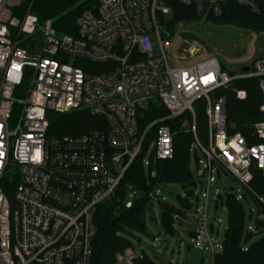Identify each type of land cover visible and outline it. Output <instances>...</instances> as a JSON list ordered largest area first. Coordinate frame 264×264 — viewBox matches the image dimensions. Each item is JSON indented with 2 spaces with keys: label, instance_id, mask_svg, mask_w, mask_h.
<instances>
[{
  "label": "built area",
  "instance_id": "obj_1",
  "mask_svg": "<svg viewBox=\"0 0 264 264\" xmlns=\"http://www.w3.org/2000/svg\"><path fill=\"white\" fill-rule=\"evenodd\" d=\"M226 1L96 0V9L77 19V36H70L52 21L40 25L32 14L16 16L23 0H0V264H90L98 212L131 209L144 194L123 186L129 169L141 155L145 169L151 159L172 160L179 132L193 138L190 153L206 177L205 186L199 183L205 206L223 175L250 190L252 170L264 173V121L251 127L258 143L229 133L225 93L234 81L257 80L264 96V56L237 75L225 73L215 58L174 68L172 36L160 21L170 19V2L193 7L205 19L220 17ZM232 1L258 14L253 2ZM257 38L264 51V36ZM201 52L194 43L187 60ZM92 65L106 70L94 73ZM235 95L248 97L245 90ZM153 107L167 115L147 122ZM200 109L205 143L198 134ZM76 111L94 118L95 128L79 136L52 132L51 114ZM11 185L12 197L6 193ZM147 197L150 207L167 203L161 187ZM194 211L192 246L213 259L222 249L215 225L207 207ZM140 256L122 254L115 264H134Z\"/></svg>",
  "mask_w": 264,
  "mask_h": 264
},
{
  "label": "trees",
  "instance_id": "obj_2",
  "mask_svg": "<svg viewBox=\"0 0 264 264\" xmlns=\"http://www.w3.org/2000/svg\"><path fill=\"white\" fill-rule=\"evenodd\" d=\"M255 4L258 14L252 13L249 8L240 6L232 0L222 5V14L215 18L212 15L200 18L193 7H186L176 2H170L172 10L170 19H160L168 34L173 36L179 25L195 22L210 21L219 26H230L264 36V0H249ZM96 0H23L22 6L15 13L19 18L27 14L37 17L39 24L52 21L55 29L70 36H77V19L86 10H95ZM94 73H104V66L92 65ZM236 90H245L248 94L246 101L236 98ZM226 98V126L229 133H240L248 141L252 140L251 127L257 122L264 121V113L260 108L264 105V96L260 91L257 80L234 81ZM167 115L164 109L153 107L146 113L147 122L155 121ZM95 119L85 112H72L69 114L50 115L52 132L57 136H79L95 128ZM176 129L177 123H169ZM174 125V127H173ZM198 134L202 142L207 140V120L200 109L198 111ZM193 138L190 134L179 132L174 137V157L168 161H154L151 159L148 169L144 168V155H141L125 176L123 186L132 185L144 195L131 209L120 210L115 214L114 207L101 209L96 216L97 234L93 243V255L90 264H115L118 255L132 249L131 239L134 234H145L146 212L151 210L147 194L164 185H177L187 190L186 198L180 195L182 209H176L167 203H161L160 223L166 234L174 236L175 226L180 217H185L192 209L189 198L194 194L196 182L190 171ZM253 179L250 190L245 193L256 206V219L252 221V210L247 217L246 210L241 201L232 191H226L219 200L227 211V229L222 240V249L215 254L212 264H264V173L252 170ZM14 185L6 188V193L12 197ZM11 191V192H10ZM11 193V194H10ZM260 199L262 201H260ZM253 222L247 226L246 221ZM254 231H250L249 227ZM193 237V233L190 232ZM134 264H155L145 255L138 257Z\"/></svg>",
  "mask_w": 264,
  "mask_h": 264
},
{
  "label": "rangeland",
  "instance_id": "obj_3",
  "mask_svg": "<svg viewBox=\"0 0 264 264\" xmlns=\"http://www.w3.org/2000/svg\"><path fill=\"white\" fill-rule=\"evenodd\" d=\"M257 35L230 26H219L210 21H200L191 24L179 25L175 34L170 38L171 43V66L174 68H188L195 65L204 58H215L227 74H240L244 68H248L252 63L264 56V51L256 49ZM155 42V40H154ZM194 43L202 46V52L193 56L189 61L190 52L193 50ZM155 55H158V48L155 47ZM185 59H182V56ZM181 57V58H180ZM187 57V58H186ZM199 160L203 156L199 155ZM190 171L193 179L198 183L194 189L195 194L189 198L192 209L187 212L185 217H180L175 226L174 236L166 234L160 223L161 209L158 204H154L151 210L146 212L145 234H134L131 239L132 249L126 251L138 252L150 258L155 264H212L211 255L204 251H199L192 246V232L196 228L193 220L195 206L203 210L207 207L210 224L215 225L214 239L222 243L224 233L227 229V211L221 201L213 195L221 196L227 191L233 193L240 192L241 196H246L243 187L234 178L223 175L217 179L210 190L211 198L207 206L205 199L201 196L199 183L205 186L206 177L200 174L202 166H198L192 155ZM162 197L167 204L176 209H182L177 196L186 198L187 190L177 185H164L161 187ZM247 217L252 210V221L256 219V206L248 198L243 202ZM202 212H198L200 215ZM247 218L246 224H252ZM119 256V255H118ZM117 256V257H118Z\"/></svg>",
  "mask_w": 264,
  "mask_h": 264
},
{
  "label": "water",
  "instance_id": "obj_4",
  "mask_svg": "<svg viewBox=\"0 0 264 264\" xmlns=\"http://www.w3.org/2000/svg\"><path fill=\"white\" fill-rule=\"evenodd\" d=\"M262 45H263V40H262V38H259V40L256 43V49L258 51H261L262 50ZM248 70H249V68H244L243 69L244 72H247Z\"/></svg>",
  "mask_w": 264,
  "mask_h": 264
}]
</instances>
